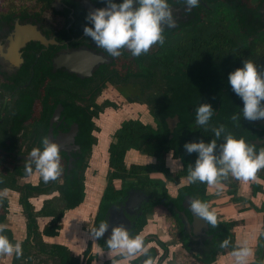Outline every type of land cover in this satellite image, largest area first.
<instances>
[{"label": "flooded vegetation", "instance_id": "obj_1", "mask_svg": "<svg viewBox=\"0 0 264 264\" xmlns=\"http://www.w3.org/2000/svg\"><path fill=\"white\" fill-rule=\"evenodd\" d=\"M169 3L176 24L172 28L165 26L164 44H154L147 53L136 57L127 49H122L119 57H111L83 34V26L89 23L86 15L104 7V0L0 1V225H4L0 234L13 243L29 245V251L22 250L19 257L8 255L10 260L6 263H2L5 254H0V264H52L42 261L45 255L37 251L34 235L28 231V219L32 216L36 221L38 215L48 213L53 196H43L52 191L63 202V206L56 207L59 217L67 207L59 186L66 183L71 188L72 183L81 185L84 196L92 153L102 147L106 153L102 174L105 188L110 181L109 146L121 123L138 121L156 131L157 119L151 109L164 102L165 87L163 76L157 72L177 71L178 60L182 66L189 62L196 67L219 66L227 72L242 67L244 60H252L258 70L264 69V0H199L187 12L184 0H169ZM151 72L157 75L151 77ZM125 105L131 110L125 116L122 111L116 112L118 107L126 110ZM114 113L119 117L118 122L112 120H116ZM105 118L112 123L103 126ZM164 118L171 136L179 117L174 113ZM45 136L59 145L62 169L57 180L47 183L35 170L31 175L24 171L28 153L33 147H42L41 137ZM154 137L150 136L152 140ZM169 155L178 161L171 151L165 153L163 161L167 170H153L148 173L152 183H138L139 186L131 188L144 189L149 194V201L143 205L149 208L153 203L147 216L157 214L159 208L166 211L163 218L172 237L177 231V221L172 215L177 216L180 210L189 215L182 202L185 199L189 203L194 197L184 194L181 208L178 207L180 188L187 184L188 178L177 176L180 165L170 170ZM123 161L130 168L161 160L147 153L143 142H136L126 150ZM115 181H119L115 187L122 185L121 179L111 180L113 184ZM147 186L153 188L150 193ZM39 195L43 204L36 211L30 198ZM15 196L24 218L22 231L6 225L12 207L8 201ZM207 233L212 234L213 261L226 247L219 248L216 242L220 239L209 230ZM144 240L145 244L163 243L157 236ZM176 240L183 245L178 237ZM150 248L155 249L148 247V256Z\"/></svg>", "mask_w": 264, "mask_h": 264}, {"label": "clouds", "instance_id": "obj_2", "mask_svg": "<svg viewBox=\"0 0 264 264\" xmlns=\"http://www.w3.org/2000/svg\"><path fill=\"white\" fill-rule=\"evenodd\" d=\"M105 6L90 11L85 19L83 34L103 49L111 57H119L122 49H127L133 57L147 53L154 44H164L165 26L172 28L176 24L169 0H104ZM185 11H190L199 4V0H184ZM91 25V26H89ZM228 84L232 91L241 98L242 116L249 121L264 119V69L258 70L255 62L244 60L242 67L228 73ZM195 122L208 125L215 109L211 103L200 102L195 107ZM241 115L233 113L231 120H240ZM215 137L225 133V126L220 124L212 128ZM42 147H33L28 153L24 171L31 175L35 170L45 183L55 181L61 174L59 145L48 137H41ZM187 153H196V158L188 170L189 182H206L217 189L223 187L221 181L229 175L238 179L254 178L256 171L264 168V147L256 150L255 144L243 137L237 138L225 133L223 142L216 139L205 142L203 139L186 141L183 145ZM34 165V169H33ZM189 208L196 216L203 218L209 225L217 224V213L210 209L207 202L190 199ZM4 225H0V232ZM108 229V223L102 221L91 229L92 235L99 238ZM264 236V232L260 233ZM229 244L221 241V247ZM109 250L123 257L144 253L143 264H153L147 255L148 249L144 237L131 235L123 224L113 226L106 239ZM252 250L247 246L234 248L232 255L237 264H247ZM0 254L19 257L22 254L20 241L11 242L6 235L0 234ZM111 264L118 261L111 259ZM264 264V262H262Z\"/></svg>", "mask_w": 264, "mask_h": 264}, {"label": "trees", "instance_id": "obj_3", "mask_svg": "<svg viewBox=\"0 0 264 264\" xmlns=\"http://www.w3.org/2000/svg\"><path fill=\"white\" fill-rule=\"evenodd\" d=\"M13 1V0H3ZM171 57V56H169ZM189 58V57H187ZM228 72L219 66L214 68L206 66H192L189 62L182 66L180 60L177 61V71L164 70L157 72L163 76L164 83V102H160L156 107L151 109L156 117L158 128L153 130L148 125H143L138 121H124L120 127L115 131L112 143L109 146V180L104 188L99 211L96 217V222L93 228H96L97 223L103 218L107 207L112 203H117L124 196L125 191L131 187L146 185L152 183L153 180L148 177V173L164 168L163 156L165 153L171 151L172 156L177 158L180 163V168L177 172V176H188V170L191 164L196 158V153H187L183 145L186 141H196L203 139L205 142L210 139H216L217 143L223 142V136L225 133L231 134L234 137H243L246 141H252L255 139H262L264 136V125L256 126L251 121L244 119L242 116L241 108L243 102L239 96H237L231 89L226 78ZM157 73H150V76L157 75ZM177 98V102L176 99ZM200 102H208L212 104L215 109L214 115L210 118L208 125L201 126L195 122V107ZM177 113L179 122L177 127L169 136V131L165 123V116ZM233 113L240 114V120L233 121L230 119ZM220 124L225 126V133H222L221 137L217 138L212 132V128L218 127ZM155 136L152 140L150 136ZM136 142L144 143V150L150 155L156 156L161 161L159 163H149L146 165H133L127 168L124 164V155L128 148L136 144ZM255 144L256 150L264 147V139L260 143ZM165 169V168H164ZM165 169L164 171H166ZM256 174L264 177V168H260L256 171ZM113 178L121 179L122 185L115 187L111 182ZM238 178L229 175L227 178L222 179L221 183L227 186L229 193L233 194V199H238L235 195L236 185ZM140 185V186H141ZM206 182H187L182 186L179 191L177 205L181 208L180 201L184 194H189L194 199H199L206 202L207 195ZM71 188L67 183L59 186L62 198L66 202V206L71 208L78 204L82 199V187L81 185L71 184ZM252 194L259 188L258 184L252 183ZM153 203L146 205L140 216L136 219L133 226V232L131 235H136L141 230L143 225L147 221V213L150 212ZM257 210L263 212L262 228L258 234L256 257L250 264H260L264 257V236L260 233L264 232V204H262ZM177 221V231L173 234L182 241L183 246L186 247L185 238L182 235V223L178 215H172ZM232 221L222 222L217 221L216 225H209V232L217 236L220 242H216L219 248L221 247V241L227 239L229 244L225 246L229 250L237 248L232 242V232L230 231ZM28 231L33 234L35 243L38 245L37 251L40 254H44L45 258L43 262L52 261V264H79V258L72 255L70 251L63 245L59 244H47L42 241L39 233L37 232L36 223L31 216L27 221ZM9 232V230H6ZM6 232V233H7ZM45 233H53L50 227L45 228ZM103 248H107L100 237L98 238ZM11 242H13L11 240ZM187 248V247H186ZM23 252L29 251V245L22 244ZM214 248L212 249V251ZM211 251V252H212ZM155 249L150 248V257L154 256ZM210 253V261H212ZM200 260V259H198ZM15 262V261H14Z\"/></svg>", "mask_w": 264, "mask_h": 264}, {"label": "crops", "instance_id": "obj_4", "mask_svg": "<svg viewBox=\"0 0 264 264\" xmlns=\"http://www.w3.org/2000/svg\"><path fill=\"white\" fill-rule=\"evenodd\" d=\"M105 157L106 153L103 147L93 151L86 172V188L82 200L74 207H65L59 217H57L56 207L63 206V202L57 199V192L52 191L43 196L46 198L53 196V198L49 200L51 207L48 209V213L44 216L38 215L36 218L37 232L45 243L65 246L72 255L79 258V264H111V259L117 260L118 264H143L145 255L141 256L142 253L131 257L120 256L115 251L103 248L99 239L92 235V222L95 219L99 199L105 185L102 178ZM99 158L101 162H99ZM118 182L115 181L114 185L118 186ZM252 183L259 185L254 194L251 192ZM222 185L223 187L220 189L206 185V194L211 201L208 203L209 207L216 211L217 221L233 222L230 228L231 240L237 248L247 246L252 250L247 262L250 264L256 257L258 234L262 228L263 212L257 209L264 204V177L255 174L254 178L238 179L235 193L238 199H233V194L228 192L227 186L223 183ZM43 197L39 195L30 198L34 210L38 211L42 207ZM8 202L12 207L6 216V225L14 231L17 228L22 231L24 218L21 215V205L18 203L17 196ZM166 226L158 214H149L146 223L138 232L143 237L157 236L163 242L160 245L154 241L146 243L147 248L154 246L156 249L155 255L152 257L153 264H237L236 258L232 255L233 250L228 248L217 254L213 261L198 260L188 252L186 247L171 237ZM46 227H50L53 233H45ZM262 262H264V257L260 264ZM38 264L50 263L39 262Z\"/></svg>", "mask_w": 264, "mask_h": 264}, {"label": "water", "instance_id": "obj_5", "mask_svg": "<svg viewBox=\"0 0 264 264\" xmlns=\"http://www.w3.org/2000/svg\"><path fill=\"white\" fill-rule=\"evenodd\" d=\"M263 139L264 136H262V139H255L250 142L260 143ZM149 198V194H147L144 189L130 188L119 202L110 205L106 209L102 219V221L108 223V229L105 231L104 235L100 237L101 241L106 244V239L110 235L112 227L120 224L128 228L131 234L136 219L142 213L143 205L145 202L149 201ZM182 205L189 211V215H187L184 210L177 211V215L182 223V235L185 238L187 250L201 261L209 262L210 253L213 249L211 246L213 243L212 234L207 233L209 224L203 218L191 212L187 200L184 199ZM205 246H208V248L205 249ZM202 249L204 250L203 254Z\"/></svg>", "mask_w": 264, "mask_h": 264}, {"label": "rangeland", "instance_id": "obj_6", "mask_svg": "<svg viewBox=\"0 0 264 264\" xmlns=\"http://www.w3.org/2000/svg\"><path fill=\"white\" fill-rule=\"evenodd\" d=\"M0 1H3V0H0ZM112 95V94H111ZM126 106V105H125ZM127 107V109L125 110H121L122 108H120V107H118L117 108V110H116V112H119V111H122L123 112V116H125L127 113V111L128 112H130L131 110H130V107H129V105L128 106H126ZM117 114V113H116ZM114 115H115V113H114ZM116 116V115H115ZM104 117V116H103ZM105 124L103 125V126H106V125H109L110 123H112L111 121L112 120H114V121H117L118 122V120H119V117L118 116H116V120L115 119H112V120H108L107 118H105ZM254 122H256V123H258V124H262V125H264V119H258V120H255ZM171 157H170V155H169V157L167 158V162L169 163V168H170V170H175L176 169V167L177 166H179L180 165V163L178 162V161H176V159H170ZM256 174V173H255ZM151 189H153L151 186L150 187H146V191H148L149 193L151 192L150 190ZM210 200H211V198H210ZM209 202H211V201H209V198H207V203H209ZM209 205V204H208ZM164 212H166L164 209L162 210L161 208H159V210H158V215L160 216V217H162V219L164 220V218H163V213ZM219 221V220H218ZM164 223L167 225V223L164 221ZM172 237L173 238H175L176 239V236H174V235H172ZM145 238H146V236H145ZM10 260V258H9V256L8 255H5L3 258H2V263H6V262H8Z\"/></svg>", "mask_w": 264, "mask_h": 264}]
</instances>
